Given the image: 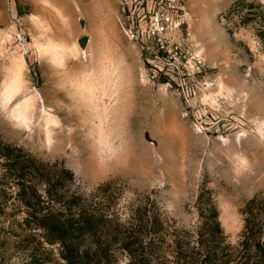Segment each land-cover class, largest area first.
<instances>
[{
  "label": "rangeland",
  "instance_id": "1",
  "mask_svg": "<svg viewBox=\"0 0 264 264\" xmlns=\"http://www.w3.org/2000/svg\"><path fill=\"white\" fill-rule=\"evenodd\" d=\"M122 106L126 119L108 131L105 115ZM10 150L48 168L51 205L96 193L120 228L143 233L133 254L101 245V264H144V245L157 246L154 264H177L210 191L236 244L242 208L264 194V0H0V152ZM6 162L0 155V264H68L64 255L98 247L50 244L24 223Z\"/></svg>",
  "mask_w": 264,
  "mask_h": 264
},
{
  "label": "trees",
  "instance_id": "2",
  "mask_svg": "<svg viewBox=\"0 0 264 264\" xmlns=\"http://www.w3.org/2000/svg\"><path fill=\"white\" fill-rule=\"evenodd\" d=\"M11 152H0V155L7 159L5 172L15 171L19 177L17 186L20 202L27 210L24 223L32 229L45 232L46 241L50 244L58 243L64 247L75 244L98 245L82 252L81 249L77 250V260L73 251L70 256L64 255L68 264H101L104 257H109L108 248L101 246L107 242H120L124 250L131 254L130 245L143 243V233L135 238L125 225L121 224L123 228H120L115 218L101 211L95 200L96 193L90 196L71 193L59 199L62 207L57 208L55 201L51 205L52 200L48 196L53 198L50 192L54 185H51L53 180L48 176V168L43 163L36 165L31 155H27V161H21L18 156L12 158ZM27 163H31L28 165L31 173L41 176V185L46 186L43 191L41 185L35 183L26 172ZM67 174L71 178L74 176L71 170H67ZM202 195L197 200L200 226L194 240L176 245L177 264H264V194L255 195L242 208L244 226L236 244L229 241L222 227L220 212L211 191L207 199H203ZM71 212H75V215L71 216ZM139 223L142 225L143 221ZM147 236L148 232H144V243ZM151 241L152 238V244ZM156 250V245H144V264H154L151 255Z\"/></svg>",
  "mask_w": 264,
  "mask_h": 264
},
{
  "label": "bare ground",
  "instance_id": "3",
  "mask_svg": "<svg viewBox=\"0 0 264 264\" xmlns=\"http://www.w3.org/2000/svg\"><path fill=\"white\" fill-rule=\"evenodd\" d=\"M99 52H100L99 50H95V51H92V54H94V56H95ZM103 59H105V57H103L102 60ZM102 60H99V62H101ZM89 64H92L91 61H89ZM85 66L86 67L84 69L89 70V67L87 65H85ZM61 78H62L61 75H58L56 77V82L60 81ZM143 103H144V115H146L150 112L151 108H154V103L150 97L145 98ZM120 105H123V103H120ZM82 106L80 104V108H78V110L80 112L84 113L85 110ZM155 110H156V112L159 111L157 106L155 107ZM126 114H127V112L124 110L123 106L120 107L119 109H116V110L112 108L111 111L109 113H107L104 117V120H103L104 128H106L108 131H111L110 128H113L114 122H118V123L124 122V120L126 119ZM78 116H80V113L77 115V117ZM59 130H60V128H59ZM60 136H62V134H57L55 132L54 135H52L54 140H52L51 137L49 138L50 141L52 140L51 145L53 146L55 151H62L66 148V141L67 140L60 139Z\"/></svg>",
  "mask_w": 264,
  "mask_h": 264
},
{
  "label": "water",
  "instance_id": "4",
  "mask_svg": "<svg viewBox=\"0 0 264 264\" xmlns=\"http://www.w3.org/2000/svg\"><path fill=\"white\" fill-rule=\"evenodd\" d=\"M88 41H89V38H88V36H84V37H82L81 39H80V44H81V46L82 47H86V45L88 44Z\"/></svg>",
  "mask_w": 264,
  "mask_h": 264
}]
</instances>
